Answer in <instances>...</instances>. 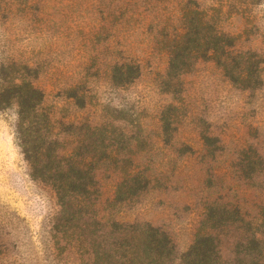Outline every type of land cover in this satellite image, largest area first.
Listing matches in <instances>:
<instances>
[{
    "label": "rangeland",
    "instance_id": "obj_1",
    "mask_svg": "<svg viewBox=\"0 0 264 264\" xmlns=\"http://www.w3.org/2000/svg\"><path fill=\"white\" fill-rule=\"evenodd\" d=\"M188 2L0 0V74L40 88L55 132L68 127L60 135L67 150L93 160L100 215L151 223L180 253L212 205L264 219V84L242 89L205 60L165 83ZM196 2L238 49L264 57V0ZM122 63L140 66L131 83L113 80ZM16 112V104L0 111V264H79L54 237L61 206L50 185L31 177ZM134 175L147 187L116 203Z\"/></svg>",
    "mask_w": 264,
    "mask_h": 264
},
{
    "label": "trees",
    "instance_id": "obj_2",
    "mask_svg": "<svg viewBox=\"0 0 264 264\" xmlns=\"http://www.w3.org/2000/svg\"><path fill=\"white\" fill-rule=\"evenodd\" d=\"M185 6V26L170 40L165 83H177L197 61L205 60L215 62L242 89L263 86L264 57L238 49L237 37L225 32L196 0ZM139 73L138 64L122 63L114 66L113 80L131 83ZM44 103L45 93L31 80L22 77L17 82L5 72L0 74V111L16 104V137L31 177L50 185L61 206L52 228L54 237L64 251H75L79 264H264V219H247L238 208L210 206L195 240L181 253L170 235L151 223L100 215L95 164L79 151L67 150L60 135L68 127L55 132ZM146 187L139 175L126 178L117 188L115 202L122 203ZM226 238L232 239L229 255L224 252Z\"/></svg>",
    "mask_w": 264,
    "mask_h": 264
}]
</instances>
